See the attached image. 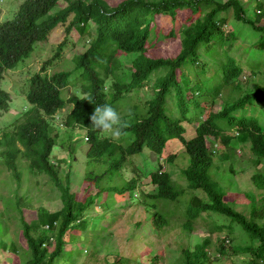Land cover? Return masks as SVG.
Masks as SVG:
<instances>
[{
	"label": "trees",
	"instance_id": "1",
	"mask_svg": "<svg viewBox=\"0 0 264 264\" xmlns=\"http://www.w3.org/2000/svg\"><path fill=\"white\" fill-rule=\"evenodd\" d=\"M248 2L249 9L241 0H125L114 7L106 0H25L12 19L0 22V111L4 113L10 111L13 102L10 93L2 87L5 74L22 67L58 28H63L66 34L54 57L29 79L23 105L26 111L13 122H4L0 130V175L6 171L8 178L16 183L10 197L0 198L3 205L0 236L9 230L6 221H16L26 243L24 249H19L15 243L1 240L5 255L11 253L20 264H72L74 252L81 254V250L69 248L70 245L81 240L94 243V251L104 248L103 239L89 234L95 220L89 213L99 201L104 200L109 206L116 196H122L134 203L139 194L151 218L149 223L158 230L167 224L162 209L170 203H179L189 192L184 232H193L194 223L203 214L210 219L226 220L229 225L216 224L219 232L227 230L230 236L238 225L250 241L232 247L233 252L251 255L249 264H264V126L249 113L251 108L264 112V62L253 57L264 56V0ZM250 8L254 15L249 13ZM184 10H190L198 18L194 21L189 18V22L178 27L177 14ZM159 16L170 18L175 24L168 37L176 36L179 28L181 49L175 58L147 54L153 40H161L165 35L159 37L153 26ZM235 22L240 26L234 27ZM226 27L231 28L230 32H225ZM73 31L79 35V41L88 42V49L73 56L74 72L50 75L48 70L63 58L67 37ZM236 37L246 39L242 40L250 45L246 52L252 50V56L248 57L251 77L246 76L243 63L230 55ZM129 56H132L130 62L123 61L122 57ZM204 57L208 67L203 70ZM159 71L164 75H157ZM258 75L262 78L257 80ZM189 79L193 83L191 88ZM72 85L76 87L74 95L63 98L62 92ZM145 88L151 94L142 104L143 109L134 107L121 112L129 122L128 135L119 142L100 138L90 119L95 108L110 104L118 111L121 101L126 103L130 94ZM230 98L232 101H228ZM176 101L181 108L180 119L168 113V107ZM219 102L223 105L221 110L210 111L203 120L206 110ZM186 105L194 110L191 119L187 117ZM68 107L70 111L64 123L66 140L85 131L88 144L87 195L81 198L72 187L70 173L63 167L68 162L53 156L64 137L57 124L58 113ZM184 121L195 127L190 140L185 137ZM209 138L226 148H232V142L249 148L256 169L252 179L261 194L262 210H257V199L252 195L249 216L226 201L224 187L211 176L218 151L209 147ZM172 140L180 141L188 157V166L177 169L178 176L186 182L185 187L173 178L176 169L173 165L178 159L173 149L168 150L173 155L163 161L160 158ZM73 147L69 149L74 157L77 151ZM145 149L157 156L158 162L151 170L140 169L130 160L144 154ZM89 165L102 167L103 173L91 171ZM231 170L234 172L233 167ZM132 171L138 176L112 184L117 177L122 178L123 172ZM143 176L149 178L145 184L141 182ZM40 177H47L53 183L62 208L56 212L38 208L33 223L26 219L24 211L33 208L34 199L29 194L30 188L22 190L25 183ZM107 210L108 207L101 213L103 217L108 216ZM117 215L111 217L115 219ZM226 241H221L222 255L227 249ZM210 246L211 240L207 238L194 251H185L182 264H211ZM157 261L154 258L152 264ZM108 264L124 263L118 258Z\"/></svg>",
	"mask_w": 264,
	"mask_h": 264
},
{
	"label": "rangeland",
	"instance_id": "2",
	"mask_svg": "<svg viewBox=\"0 0 264 264\" xmlns=\"http://www.w3.org/2000/svg\"><path fill=\"white\" fill-rule=\"evenodd\" d=\"M24 1L25 0H0V22L12 19ZM106 1L114 7L118 6L125 0ZM222 1L225 2L227 0ZM241 1L246 4L247 9H249L248 5H250V3L248 0ZM251 12L252 8L249 10V13ZM251 14L254 15L253 12ZM189 18H193L194 21L198 18V15H194L190 10L179 11L176 18V24L180 27L186 23V21L189 22ZM232 24L234 27L240 26V23L235 22ZM174 25L175 24L170 18L162 16L156 18L153 24L156 28V32L159 37H161L162 34L165 35L161 40L158 39L159 41L156 40V38L153 40V45L149 47L147 52L149 56L172 59L178 55L181 49L179 28L176 29V36L168 37V34ZM94 28L95 26L92 27L93 32ZM230 30V27L225 28L226 33L230 32ZM65 38L66 34L64 29L58 28L50 38L49 42L45 45H39L31 58L25 62L22 67L13 71L11 70L5 74L2 87L10 93L13 98V102L11 104L12 108L8 113L0 111V130L4 128V122H13L21 112L23 113L26 111V107L23 108V105L25 103V91L27 89L29 79L35 73L42 70L46 61L54 57L57 47L65 40ZM236 38L237 41L233 42L234 48L230 52V55L243 63L244 68H246V76L251 77V71L248 69V66H250L248 57L252 56V50L249 51V53L246 52V50L248 51V48L246 47H249L250 45L247 42H242V40H246L244 37H242V40L241 38ZM67 40L68 47L65 48L62 53L63 58L55 62V67L53 69L48 70L50 75L59 71L74 72L75 67L72 62L73 56L82 55L88 49V42L81 39L79 41V35L76 31H73L67 37ZM222 52L224 53L223 50H221V53ZM222 55L225 56V54ZM131 57L132 56L122 57V59L128 63L130 62L129 59ZM253 57L257 58V60L261 59L263 60L262 62H264V56L258 57L253 55ZM206 62V57H204L203 63L206 64V66L203 70L208 67ZM191 66L187 67V69H190ZM156 74L164 75V72L159 71ZM156 74L154 76H156ZM75 76L76 74H74V77ZM260 78H262L261 75L256 77L257 80ZM188 84L190 88L193 87V83L190 79ZM75 89L76 87H73L72 85L65 92L63 91V98L65 97L69 99L72 97L75 93ZM136 93L137 92L130 94L128 99H126V103H124V101L119 103L118 111L120 113L125 111L127 112L134 107L143 109L142 104L144 101L149 99V94H151L150 90L145 88L139 93ZM170 98L171 96L168 98V102ZM228 101H232L231 98L228 99ZM186 106L189 107V114L187 117L188 119H191L194 115V110L192 106ZM203 106H205V104ZM222 106L223 105L219 102L215 104L214 107L208 108L203 120L207 117L210 111H220ZM69 111L70 108L68 107L58 113L59 120L57 121V124L59 127L61 126V135L64 134V137L61 141H59L58 146L54 149L53 156L58 160L65 159L68 162L63 167L67 173H70L72 187L78 192L79 198H81L87 195V192H85L87 187L85 178L87 172L89 171V168H87L88 160L86 155L88 151V144L85 141V131H80L74 134L72 140H66L67 136L65 133L67 132V129L65 128L64 123ZM180 111L181 108L178 105V101H176L171 108L168 107V113L178 119H180ZM249 113L253 114L252 116L257 118L259 123L264 126V112H257L256 109L251 108ZM182 125L186 129L185 137L187 140L192 139L194 137L195 127L190 123V121H184ZM131 139L133 140V137H131ZM208 145L209 147H214L218 151L216 155L217 158L215 160L216 168L213 172H211V176L219 182V184H222H220L221 187H224L223 190L227 194L226 201L238 211L244 212L249 216L252 211L251 199L253 198L252 196H255L257 199V203L255 205L257 208L259 207L257 210H262L263 203L260 201L261 194L252 179V175L256 169L254 167L255 165L252 161L253 156L249 148L237 145L235 142H232L233 149L226 148L222 144L214 141L212 138L208 139ZM70 146H74L73 150L77 151L74 157L73 151H70L69 149ZM171 149H173L172 153L178 155L177 162L173 165L174 168H176L173 178L179 182V185L185 187L186 182L183 178L178 176L179 172L177 169L178 167L185 168L188 166V157L185 155L184 148L180 141H170L164 150V157L160 158L162 161L168 158V156L172 154L168 152V150ZM130 160L133 161L135 166H139V168L143 170H151L156 162H158L157 156L146 149L144 154L132 157ZM89 166L92 168L91 171H95V173L98 174L103 173L102 167L92 165ZM232 167L234 172L231 170ZM7 174L8 173L4 171L0 175V198L3 196L7 198L10 197V190L16 188V183L10 180ZM137 176L138 174L133 173V171L123 172L122 178L117 177L116 181L112 184H118L123 179L129 181ZM148 180V176H143L141 182L142 184H145ZM5 183L8 184L5 185ZM27 188H30L28 189L29 194L32 195L34 199L33 208H27L24 211V215L29 222L34 223L36 221L35 218L37 209L40 207H44L50 212H56L62 208L60 194L47 177L33 178L29 183L24 184L22 192H24ZM92 188H94V186ZM184 195L185 196L179 203H170L167 205L166 209H162V211H165L167 224H164V227L158 230L153 228L149 223L151 218L147 215L145 206L141 204L143 199L139 196V194H137L136 201L134 203H132L133 200H130L128 197L122 196H116L115 200L111 201L109 206L104 204V200H102V202L99 201L98 205H94L92 207L93 209L89 213V217H91L92 220L95 218L89 234L94 236L95 239H103L104 248L94 251V243L90 245L89 243L80 240L79 242L72 244V246H69V248H78L81 250V254L77 253L79 251L74 252L72 264H108L113 263L118 258H121L124 264H152L154 258L159 259L156 264H182L183 253L185 251H194L196 246L201 244L207 238L211 240V246L208 249L210 252V259L212 261L211 264H249L252 258L251 255L235 254L231 249L234 246H244L250 243L247 235L242 231L240 226L237 225L233 234L229 236L227 230L219 232L215 227L216 224L229 225V222L226 220L210 219L207 215L203 214L201 219L194 223L193 232L190 233L188 231H183L182 226L186 223L184 212L191 194L187 192V194ZM2 206V202H0V209H2ZM106 207L109 209L107 210L108 212H105L108 216L103 217L101 213L104 212ZM115 213L118 215L114 219V217L111 216ZM17 217H19V215H17ZM139 222H142V225H139ZM5 223L9 230L3 237L0 236V241L3 240L7 244L15 243L19 249H24L26 247V243L21 235L19 222L6 221ZM94 226H98V228H93ZM223 239L227 240L225 243L227 247L225 255H222L220 252L221 241ZM0 264H20V262L19 259L14 258L11 253H7L5 255L0 247Z\"/></svg>",
	"mask_w": 264,
	"mask_h": 264
},
{
	"label": "clouds",
	"instance_id": "3",
	"mask_svg": "<svg viewBox=\"0 0 264 264\" xmlns=\"http://www.w3.org/2000/svg\"><path fill=\"white\" fill-rule=\"evenodd\" d=\"M91 102L90 99H85ZM92 126L99 132L100 138L119 142L128 133L129 122L110 104L97 106L90 117Z\"/></svg>",
	"mask_w": 264,
	"mask_h": 264
}]
</instances>
